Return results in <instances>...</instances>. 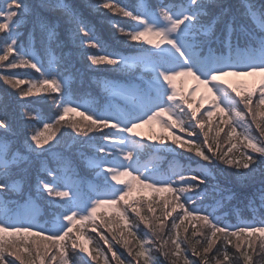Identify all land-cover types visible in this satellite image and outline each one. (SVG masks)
<instances>
[{
    "label": "snow or ice",
    "instance_id": "6c2138e0",
    "mask_svg": "<svg viewBox=\"0 0 264 264\" xmlns=\"http://www.w3.org/2000/svg\"><path fill=\"white\" fill-rule=\"evenodd\" d=\"M93 14L109 18V27L119 34L115 38H123L131 55L106 50ZM112 16L134 23L125 28ZM88 48L97 52L86 54ZM73 49L86 55L91 71L129 74L123 86L103 82L124 107L101 109L91 98ZM0 69H5L0 80L15 95L0 96V264H99L101 256L110 264L102 247H89L92 241L82 231L86 222L116 264L125 260L113 241L132 257L127 264L264 261V0H140L131 6L120 0H37L31 5L0 0ZM14 69L34 70L39 78ZM229 77L259 79L249 87ZM177 78H189L194 87L185 94ZM82 94L89 97L84 103ZM41 100L58 109L51 123L29 107ZM205 102L214 111L201 112ZM69 114L79 119H66ZM216 114L219 123L213 128ZM34 123L42 124V131ZM221 125L227 126L226 151L220 147ZM55 126L70 129V144L54 140ZM145 126H150L146 137L138 131ZM96 133L99 142L85 156L79 148ZM234 138L243 146L239 158L233 154ZM169 141L193 153L198 159H188L194 166L161 171L141 164L146 151H175ZM74 148L97 181L87 193ZM143 190L169 194L160 214L158 202L154 207L135 195ZM145 204L151 215L143 213ZM101 207L115 210L132 246L124 231L117 238L111 217L100 216L96 223ZM247 213L250 222H227ZM140 224L146 229L142 235ZM100 228L112 234L111 240Z\"/></svg>",
    "mask_w": 264,
    "mask_h": 264
},
{
    "label": "trees",
    "instance_id": "16d2710c",
    "mask_svg": "<svg viewBox=\"0 0 264 264\" xmlns=\"http://www.w3.org/2000/svg\"><path fill=\"white\" fill-rule=\"evenodd\" d=\"M36 2H37V0H25V3L28 5L34 4ZM120 2L123 4H128L129 6H131L134 4H138L140 2V0H120ZM149 2L155 3L156 0H149ZM233 2H234V0H233ZM90 19L92 20V23L95 25V27L98 30V32L100 33V35L105 39L107 51H109V52L117 51V52L122 53L123 55H131L132 54L128 50L129 45L123 43V38H120V39L115 38L119 34L118 33L114 34L113 30L109 27V18L108 17H100V16H96L95 14H93L90 16ZM111 19L119 21L120 24L122 26H124L125 28L131 27L132 24L134 23L131 20H129L128 18H123V17H119V16H112ZM21 31H24V30L21 29ZM22 42L25 44L28 43V39H27L26 35H25ZM96 52H97L96 49H92V48L86 49V54H95ZM10 59H11V57H10ZM73 59H74V63L76 65V67L82 73V79L85 83L86 91L88 93H91V98L96 100V102L99 104L101 109H107V107H109V108H113L115 111L119 108L124 107V103L108 97L109 93L104 90L103 82L108 81L109 83H114V84L127 83L130 80V76L128 73L120 72V71H112L110 69H107L105 71H91L88 68V62H87L86 55H81L80 52H78L75 49H73ZM101 67L106 68V66H101ZM4 71H5V69H0V74H3ZM10 71H14L17 73H29L34 78H39V74L35 73L34 70H31V69H14V70H10ZM136 75L138 77L139 72H137ZM21 87H26V85H22ZM0 96H5V97L11 96L13 99H15L14 90L11 89V87L9 85L4 84V82L2 80H0ZM32 99H35V98H32ZM88 99H89V97L86 94L81 95V103L86 102ZM29 107L34 108L37 112L45 114L49 118L50 123L55 118V114L58 111L56 106L51 104L50 101H44V100H41V102L38 104H30ZM205 109L214 111L213 109H210L209 106L204 108V110ZM18 112H19V109L17 108V113ZM73 118L79 119V117H75L72 114H69V116L66 117V119H69V120L73 119ZM202 118L204 120L208 119L206 116H204ZM211 120H212V126H213V128H215V126L219 123V114L214 115L211 118ZM32 127L36 130L42 131V124H35L34 123ZM221 127H224L225 131L220 133V140H221L220 147H221V150L226 151L227 148L229 147V144L227 142V135H226L227 126L221 125ZM206 130H207V128H206ZM51 131L55 132L54 140H55V138H61L62 142H66L69 144L71 143V141L69 140L68 135H67V133L70 131V129H68L67 127L55 126ZM174 131L176 132L177 135L184 136L186 139H188V137H186V134L180 132L179 129H174ZM237 131H239V129H237ZM45 135H47V133H45ZM212 135H214V132L210 133V137ZM81 139H86V138H81ZM202 139L203 138L201 137L200 140L197 141V143H201ZM96 142H99V134L98 133L94 134L93 140L89 141L88 145L80 147L79 151H82L85 156H91L93 153H92V149H91L90 145L93 143H96ZM232 142L236 143V145H237V147L235 149H233V154H234L235 158H239L238 149H242L243 146L241 144H239V142L236 141L235 138L233 139ZM168 143L170 144V146L173 149H175V151L167 152V153H151V152L146 151L141 156V164L144 166H147V167H152L155 165V166L159 167L161 169V171L175 170L181 166H184V167H188L190 165L194 166V165H192V161L188 159V157H192L193 160L198 159L194 156L193 153H188L184 149L176 148L175 145H171L170 141ZM213 147H215V145H213ZM73 152L76 153V155L74 156V159H76V161L79 165V167H78L79 176L84 181L83 190L85 193H87L88 188L90 186L96 184V182H97L96 178L93 177L94 173H92L91 171H89L88 169H86L84 167V164L81 162L80 157H79V153L77 152L76 148L73 149ZM220 167L225 168L227 166L220 165ZM229 171H234V169H229ZM217 175H219L220 178L223 180L224 177L222 174L217 173ZM168 196H169L168 193H152L150 191H148L147 194L139 195V197H143L148 201L154 202L153 203L154 207H157L156 202H158L157 214H160V208H162V206H163V200L165 197H168ZM142 211L146 215H151V214L147 213V205L146 204L144 205V208L142 209ZM128 215H129L130 220L133 223L138 222V218H136L130 211H129ZM173 215H175V213H173ZM100 216H103L105 219H108L109 217L112 218V220L114 222L113 223V230H114L115 234L117 235V238H119L120 233L122 231H124V229H123L122 222H120L119 218L115 215V211L104 210V209L97 210V221H96L97 224L100 223V220H99ZM42 217L43 218L40 220V223H44V221L47 219V215L44 213L43 209H42ZM169 219H171V218H169ZM242 221H249L250 222L251 221V213H247L246 215H243V216H237L234 214V215L230 216L227 220V222L230 224H237V223H240ZM92 227H93V225L90 222H86L82 228L84 235L89 240L92 241V243L89 245V247L90 248L102 247V251L108 256L110 264H116V262L111 259V253L107 252V247L103 245V241H100L97 234L91 231ZM139 229H140L141 235L143 234L144 231H146V229H144L143 224L139 225ZM99 231L104 232L105 235H107L108 238L111 240L112 234L108 233L106 231V228H100ZM124 237L131 242L130 246H132V244H134V241H132V238L127 235L126 231H124ZM113 244H114V249L118 250V252L122 255V258L125 260V264H127L128 261L132 260V257L128 256L127 251L123 247H121L120 244H115L114 241H113ZM229 253L235 255L231 248H229ZM152 254H153V256H156L159 258L158 252L154 251ZM188 258L190 260L195 259L194 257L191 256L190 252H188ZM160 259L162 260L163 258H160ZM256 260H257V264H264V261H262L261 258L257 257ZM91 264H96V262H91ZM99 264H104L103 256H101L99 258ZM133 264H135L134 261H133ZM232 264H242V261L234 259Z\"/></svg>",
    "mask_w": 264,
    "mask_h": 264
},
{
    "label": "rangeland",
    "instance_id": "374dc122",
    "mask_svg": "<svg viewBox=\"0 0 264 264\" xmlns=\"http://www.w3.org/2000/svg\"><path fill=\"white\" fill-rule=\"evenodd\" d=\"M227 79L230 80V81H232V82L242 83V84L247 85V86L250 87L253 84L257 83L259 78L258 77H241V78L229 77ZM181 82H182V90L186 91L187 93L194 87V82L191 81L189 78H177V80H176V86H177V88L180 86L179 83H181ZM121 86H123V85H121ZM199 94H200V92L198 91V92L194 93L193 96L194 97H198ZM114 98L119 99V100H122L118 96L117 97H114ZM204 105H205V103H204ZM149 127L150 126H145L144 128L138 129V131L141 132L142 135L146 137V136L149 135ZM151 127L154 130H157L155 125H152ZM166 152H173V151H166ZM93 177L95 178V175ZM124 179H127V178H124ZM92 186H94V185H92ZM92 186H90V187H92ZM90 187H89V189H90ZM148 191L149 190H143L141 192L136 193L135 195L147 194ZM98 209L113 210V211H115L114 209H110V208H106V207H101V208H98Z\"/></svg>",
    "mask_w": 264,
    "mask_h": 264
}]
</instances>
